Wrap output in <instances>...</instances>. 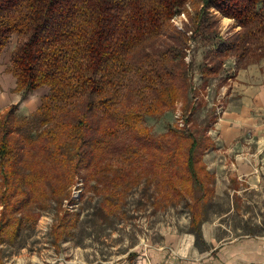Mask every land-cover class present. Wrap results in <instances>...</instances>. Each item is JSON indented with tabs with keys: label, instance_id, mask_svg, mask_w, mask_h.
Instances as JSON below:
<instances>
[{
	"label": "trees",
	"instance_id": "obj_1",
	"mask_svg": "<svg viewBox=\"0 0 264 264\" xmlns=\"http://www.w3.org/2000/svg\"><path fill=\"white\" fill-rule=\"evenodd\" d=\"M185 12L181 29L174 19ZM219 15L241 29L225 37ZM14 35L15 90L48 92L30 115L18 104L0 115V264L5 241L51 203L54 241L72 235L80 215L62 206L80 178L101 197V216L121 212L143 186L157 210L184 205L188 232L204 241L216 197L204 155L216 148L219 117L216 108L195 117L202 92H191L189 42L207 46L202 91L227 55L264 60V0H0V56ZM179 102L182 117L166 131L146 125Z\"/></svg>",
	"mask_w": 264,
	"mask_h": 264
},
{
	"label": "rangeland",
	"instance_id": "obj_2",
	"mask_svg": "<svg viewBox=\"0 0 264 264\" xmlns=\"http://www.w3.org/2000/svg\"><path fill=\"white\" fill-rule=\"evenodd\" d=\"M188 9L191 11L192 5ZM219 19V27L225 37L241 29L235 26L234 20L220 15ZM186 22L188 14L185 12L176 17L174 23L181 28ZM12 39L16 45L17 36L14 35ZM206 50L207 46L202 42H189L187 60L191 63L190 72L193 76L191 92H202L197 98L199 111L195 117L199 122H203L214 108L219 119L224 113H238L240 135L233 147L235 150L253 154L258 148L264 147L261 143L264 142V112L250 108L253 101L248 102L245 99L246 93L239 85L235 86V89L232 85L236 80L237 71L243 68H252L253 72L256 70L263 78L264 60L259 61L253 55L245 58H238L235 54L227 55L219 75L212 77L202 91L200 68ZM2 65L8 67L9 60L6 59ZM225 78L227 81L220 86ZM249 80L251 76H247L241 85L248 84ZM44 87L43 93L46 94L48 90ZM25 97H30L34 105L26 109L27 100L23 98L25 101L18 103L20 116L32 114L41 99L38 95L28 94ZM181 108L182 104L179 102L172 111L156 117H147L146 125L155 134L164 132L172 123L180 121ZM252 111L255 113L248 115V112ZM216 125L215 123L210 131L214 139L220 137L221 133ZM253 167L259 171L253 170L254 173L246 178L247 182L238 180L236 174L228 171L227 167L221 169L219 191L202 226V230L204 228L206 233L210 234L216 245H222L239 236L256 235L264 238V153L256 157ZM243 170L252 169L243 167ZM70 192V199L64 200L62 207L70 213L80 215L78 226L72 235L59 243L54 241L52 223L58 208L55 203H51L34 225L31 222L27 224L14 242L5 241L2 245L5 264H111L125 258L127 252L144 242L166 243L169 236L189 233L190 214L184 205L157 210L151 205L147 195H144L143 186L133 189L126 199L124 209L109 218L98 213L101 197L91 191L82 178ZM196 245L200 250H204L211 244L204 238V241Z\"/></svg>",
	"mask_w": 264,
	"mask_h": 264
},
{
	"label": "crops",
	"instance_id": "obj_3",
	"mask_svg": "<svg viewBox=\"0 0 264 264\" xmlns=\"http://www.w3.org/2000/svg\"><path fill=\"white\" fill-rule=\"evenodd\" d=\"M14 47V40L12 39L0 56V115L12 104H18L25 100H27L26 109L34 105V101H30V97L26 98L22 93L15 90L16 81L12 73L8 71L9 66L4 67L2 65L6 59L10 62L11 51ZM253 71L252 68H243L237 71L232 88L235 89V86L239 85V88L246 93L245 99L248 102L253 101L250 108L264 112V77L261 78L256 70ZM247 76H251V80L247 81L248 84L241 85ZM43 92H45V87L30 93V95H38L42 99ZM41 99L39 103L36 102L35 109L41 104ZM249 113L252 115L255 112H248V115ZM238 117V113H224L222 117L220 116L216 122V128L221 132L220 137L214 139L211 135L216 141V148L204 155V162L216 174V194L219 191L220 173L224 166L227 167L228 171L236 174L238 180L245 182H247L246 178L254 171H259L254 167L252 168V164L260 153H264V147L258 148L253 154L235 150L233 147L240 135ZM261 143L264 144V142ZM243 167L252 170H250L251 172L246 171L243 170ZM202 232L206 242L211 244L204 250H200L196 245V237L193 233L175 234L169 236L166 243L159 241L144 242L127 252L125 258L111 264H264V238L256 235L255 238L253 236H239L222 245H216L204 228Z\"/></svg>",
	"mask_w": 264,
	"mask_h": 264
},
{
	"label": "built area",
	"instance_id": "obj_4",
	"mask_svg": "<svg viewBox=\"0 0 264 264\" xmlns=\"http://www.w3.org/2000/svg\"><path fill=\"white\" fill-rule=\"evenodd\" d=\"M174 22H175V19H174ZM181 29H182V27H181Z\"/></svg>",
	"mask_w": 264,
	"mask_h": 264
}]
</instances>
